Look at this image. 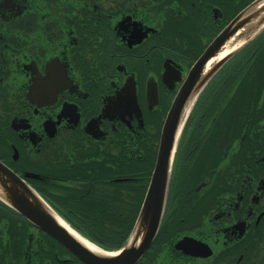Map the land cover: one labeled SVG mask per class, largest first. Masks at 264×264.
<instances>
[{
	"label": "flooded vegetation",
	"instance_id": "obj_1",
	"mask_svg": "<svg viewBox=\"0 0 264 264\" xmlns=\"http://www.w3.org/2000/svg\"><path fill=\"white\" fill-rule=\"evenodd\" d=\"M254 1L0 0V165L83 248L112 252L163 150V201L134 264H264V28L217 50L175 107ZM0 264L89 263L0 192Z\"/></svg>",
	"mask_w": 264,
	"mask_h": 264
},
{
	"label": "water",
	"instance_id": "obj_2",
	"mask_svg": "<svg viewBox=\"0 0 264 264\" xmlns=\"http://www.w3.org/2000/svg\"><path fill=\"white\" fill-rule=\"evenodd\" d=\"M262 28H264V0H256L220 33L217 39L206 50L203 57L194 65L189 73L185 86L176 99L175 107L181 104L185 95L187 100L191 96L196 95L201 87L198 80L209 78L217 69V65H215L210 70L205 71L206 62L210 60L217 50L221 52V49L231 39L234 40L235 44L240 43L244 41V38L254 36L253 34ZM243 31L246 32L244 37L238 35V33ZM174 115L172 114L170 116L169 122ZM162 149H164L163 146ZM163 152L162 150L159 155L157 170L147 191L139 222L129 240V244L121 252L115 254L93 253L83 248L80 242L69 231L53 220L52 216L47 212L46 205L36 194L30 189L24 190V188H20V180L17 176L1 165L0 192L10 206L37 224L44 231L52 234L60 243L64 244L89 264H134L148 248L154 235V232L148 230V223L145 222L150 205L156 200L163 201L166 173H162L161 168L166 170L169 164V160L164 159Z\"/></svg>",
	"mask_w": 264,
	"mask_h": 264
},
{
	"label": "bare ground",
	"instance_id": "obj_3",
	"mask_svg": "<svg viewBox=\"0 0 264 264\" xmlns=\"http://www.w3.org/2000/svg\"><path fill=\"white\" fill-rule=\"evenodd\" d=\"M63 224V223H62ZM64 225V224H63ZM64 227H66L65 225H64ZM67 228V227H66ZM68 229V228H67ZM68 231H70V233L74 236V237H76L78 240H80V241H82L81 240V238L75 233V232H73V231H71V230H69L68 229ZM83 242V241H82ZM85 243V242H84ZM95 249V248H94Z\"/></svg>",
	"mask_w": 264,
	"mask_h": 264
}]
</instances>
